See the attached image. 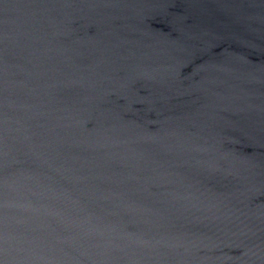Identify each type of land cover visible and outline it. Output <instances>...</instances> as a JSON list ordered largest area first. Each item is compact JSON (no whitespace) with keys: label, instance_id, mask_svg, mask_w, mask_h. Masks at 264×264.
<instances>
[{"label":"water","instance_id":"1","mask_svg":"<svg viewBox=\"0 0 264 264\" xmlns=\"http://www.w3.org/2000/svg\"><path fill=\"white\" fill-rule=\"evenodd\" d=\"M0 264H264V0H0Z\"/></svg>","mask_w":264,"mask_h":264}]
</instances>
